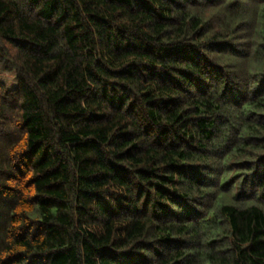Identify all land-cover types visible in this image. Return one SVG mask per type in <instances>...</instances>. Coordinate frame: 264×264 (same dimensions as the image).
I'll use <instances>...</instances> for the list:
<instances>
[{
  "label": "trees",
  "instance_id": "1",
  "mask_svg": "<svg viewBox=\"0 0 264 264\" xmlns=\"http://www.w3.org/2000/svg\"><path fill=\"white\" fill-rule=\"evenodd\" d=\"M0 264H264V0H0Z\"/></svg>",
  "mask_w": 264,
  "mask_h": 264
}]
</instances>
